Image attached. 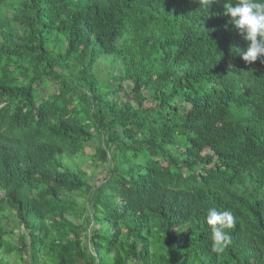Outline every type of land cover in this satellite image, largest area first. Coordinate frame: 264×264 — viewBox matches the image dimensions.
Returning a JSON list of instances; mask_svg holds the SVG:
<instances>
[{"label": "trees", "instance_id": "1", "mask_svg": "<svg viewBox=\"0 0 264 264\" xmlns=\"http://www.w3.org/2000/svg\"><path fill=\"white\" fill-rule=\"evenodd\" d=\"M225 2L0 0V264H264V57Z\"/></svg>", "mask_w": 264, "mask_h": 264}, {"label": "clouds", "instance_id": "2", "mask_svg": "<svg viewBox=\"0 0 264 264\" xmlns=\"http://www.w3.org/2000/svg\"><path fill=\"white\" fill-rule=\"evenodd\" d=\"M221 3L222 0H213ZM224 15L231 17L235 30L248 42L242 58L252 63L264 57V0H227L223 3ZM206 222L212 226V251L221 253L230 242L226 231L235 226L237 220L231 209L218 211L211 208L207 212Z\"/></svg>", "mask_w": 264, "mask_h": 264}, {"label": "rangeland", "instance_id": "3", "mask_svg": "<svg viewBox=\"0 0 264 264\" xmlns=\"http://www.w3.org/2000/svg\"><path fill=\"white\" fill-rule=\"evenodd\" d=\"M115 88H117V87H115ZM54 90H56V86L55 85H53V87H51V91H54ZM121 92L119 93V95L118 96H121V97H123V100H129V99H131V96L133 95V92H132V85H131V83L130 82H127L126 83V89L124 88V87H122L121 89ZM57 91V90H56ZM89 151H92L93 150V148L92 147H90L89 149H88ZM89 169V168H88ZM92 169V168H91ZM90 169V170H91ZM17 232V231H16ZM17 237V236H16ZM29 240V238L27 237V241ZM27 261V264L29 263V260H26Z\"/></svg>", "mask_w": 264, "mask_h": 264}]
</instances>
